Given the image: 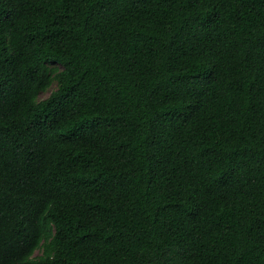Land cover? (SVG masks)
<instances>
[{
  "label": "trees",
  "instance_id": "16d2710c",
  "mask_svg": "<svg viewBox=\"0 0 264 264\" xmlns=\"http://www.w3.org/2000/svg\"><path fill=\"white\" fill-rule=\"evenodd\" d=\"M0 264H264V0H0Z\"/></svg>",
  "mask_w": 264,
  "mask_h": 264
},
{
  "label": "rangeland",
  "instance_id": "374dc122",
  "mask_svg": "<svg viewBox=\"0 0 264 264\" xmlns=\"http://www.w3.org/2000/svg\"><path fill=\"white\" fill-rule=\"evenodd\" d=\"M56 89H57V85L55 84L54 86L51 87V89L48 92L43 93L40 98L42 100L45 99V98H47ZM37 255H41V252H37Z\"/></svg>",
  "mask_w": 264,
  "mask_h": 264
}]
</instances>
